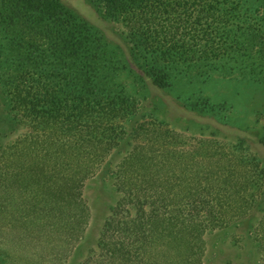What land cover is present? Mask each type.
Masks as SVG:
<instances>
[{
  "label": "trees",
  "instance_id": "obj_1",
  "mask_svg": "<svg viewBox=\"0 0 264 264\" xmlns=\"http://www.w3.org/2000/svg\"><path fill=\"white\" fill-rule=\"evenodd\" d=\"M43 1L49 10L60 8L54 1ZM103 2L106 15L120 18L129 40L158 64L210 62L237 50L242 0ZM260 9L264 16V4ZM257 44L264 59V37ZM83 82L89 84L90 77ZM8 96L14 123L25 125L28 131L0 152L5 220L10 219L13 208L16 214L25 212L27 230L40 232L48 244H43L47 245L46 258L27 250L23 256L31 264H60V252L55 249L49 256L48 246L55 236H59L62 253L69 244L75 252L88 244L92 213L84 188L107 168L112 151L126 140L122 123L136 109L128 98L100 96L96 89L81 91L72 102L45 85H30L22 77L12 84ZM47 125L52 126L50 136L43 135ZM143 134H150L151 142L140 143ZM129 135L113 174L120 198L80 264H205V235L249 214L250 184L257 173L245 159L225 151L211 158L204 173L191 169L190 181L178 186L170 178L172 160L165 147L169 131L135 123ZM155 142L162 147V156L154 154ZM205 143L202 149L209 150ZM19 200L24 208L16 206ZM258 237L264 250L263 222ZM24 242L29 247L33 244L29 237Z\"/></svg>",
  "mask_w": 264,
  "mask_h": 264
},
{
  "label": "rangeland",
  "instance_id": "obj_2",
  "mask_svg": "<svg viewBox=\"0 0 264 264\" xmlns=\"http://www.w3.org/2000/svg\"><path fill=\"white\" fill-rule=\"evenodd\" d=\"M51 1L60 8L49 10L43 0H0V152L5 144H15L28 131L25 125L14 123L9 111L8 91L21 77L30 85H45L72 102L88 89H96L100 96L118 94L132 101L136 110L122 123L126 140L112 151L107 168L84 188L92 213L88 244L77 252L69 244L62 253L59 236H55L48 246L49 256L58 249L60 264L84 260L120 198L113 174L138 123L148 129L164 128L171 134L165 147L172 160L171 182L176 185L190 181L191 169L204 173L211 158L225 151L249 163L257 173L250 184L252 208L244 219L207 232L205 264H264L258 237L264 223V59L257 44L264 37V16L259 10L264 0H242L244 14L236 34L237 50L229 57L167 65L156 63L135 47L122 20L106 15L103 0ZM86 76L90 77L89 84L83 82ZM51 128H42L43 135L50 136ZM151 138L143 134L139 141L146 143ZM204 143L209 150L202 149ZM153 148L155 155L162 156L158 142ZM4 196L0 192V264L33 263L23 256L26 250L46 258L47 245L43 244L48 243L40 232L27 230L25 212L16 214L13 208L10 219L5 220ZM16 206L24 208L23 201H17ZM28 237L33 241L31 247L28 241L25 246Z\"/></svg>",
  "mask_w": 264,
  "mask_h": 264
}]
</instances>
